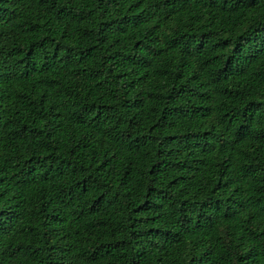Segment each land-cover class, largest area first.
<instances>
[{
	"label": "trees",
	"instance_id": "1",
	"mask_svg": "<svg viewBox=\"0 0 264 264\" xmlns=\"http://www.w3.org/2000/svg\"><path fill=\"white\" fill-rule=\"evenodd\" d=\"M0 264H264V0H0Z\"/></svg>",
	"mask_w": 264,
	"mask_h": 264
}]
</instances>
